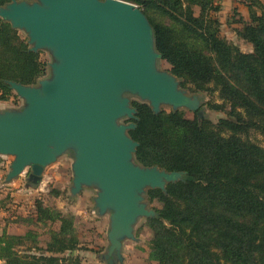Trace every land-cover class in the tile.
Masks as SVG:
<instances>
[{"label": "trees", "instance_id": "1", "mask_svg": "<svg viewBox=\"0 0 264 264\" xmlns=\"http://www.w3.org/2000/svg\"><path fill=\"white\" fill-rule=\"evenodd\" d=\"M10 1L0 0V7ZM123 1L148 19L157 66L165 62L180 87L198 95L199 110L204 95L216 94L221 104L207 105L225 115L212 123L203 112L190 120L182 110L154 115L146 103L133 104L135 129L128 136L138 143L134 162L180 174L165 192H146L159 204L146 219L150 261L264 264V148L248 139L252 132L264 138V3L249 0V20L234 22V34L251 46L244 53L219 36V0ZM47 74L40 52H30L26 38L0 20V102L17 100L7 82L33 86ZM18 221L49 227V239L42 247L31 230L3 232L4 264H82L78 253L87 250L72 216L38 200L34 220Z\"/></svg>", "mask_w": 264, "mask_h": 264}, {"label": "water", "instance_id": "2", "mask_svg": "<svg viewBox=\"0 0 264 264\" xmlns=\"http://www.w3.org/2000/svg\"><path fill=\"white\" fill-rule=\"evenodd\" d=\"M0 20L24 34L32 53L45 52L48 76L36 85L7 82L22 102L0 113V157L12 162L9 183L29 169L27 181L39 184L44 169L67 153L73 159L72 197L93 190L97 215L108 216L106 264H123L122 245L136 242L134 227L153 216L145 194L165 192L179 173L140 167L130 97L146 103L154 115L199 110L198 95L160 70L152 27L135 5L119 0H11ZM126 121V123H122Z\"/></svg>", "mask_w": 264, "mask_h": 264}, {"label": "rangeland", "instance_id": "3", "mask_svg": "<svg viewBox=\"0 0 264 264\" xmlns=\"http://www.w3.org/2000/svg\"><path fill=\"white\" fill-rule=\"evenodd\" d=\"M119 1L124 2L123 0ZM262 2L264 3V0ZM221 3L223 4V9L215 15L220 22L219 36L228 43L236 45L242 52H251V46L238 39L233 31L234 28H237L234 22L239 19L237 13L233 14L234 8L235 11L239 10L240 13L242 10L246 12L242 7V0H221ZM195 13L197 14V9H195ZM20 34L24 36V34ZM40 57L47 65L51 62L49 55L45 52H40ZM159 69L169 72L170 67L165 62H160ZM47 76L48 74L45 77ZM186 91L188 95H193L188 90ZM130 101L132 107L133 104L143 103L133 97H130ZM208 102L213 105H220L221 102L216 94L204 95L201 111L210 122L216 123L219 119L225 117L222 111L211 109L207 105ZM21 106L22 102L18 98L8 105L11 110H18ZM162 111L169 113L170 109L163 108ZM182 111L187 119L191 120L195 116V112L184 109ZM122 123H126V121H122ZM248 139L264 148V138L258 134L252 132L248 135ZM72 159L71 153L60 157L56 163L44 169L39 184L31 187L27 181L30 173L29 169L25 170L13 181L5 183V177L9 171L12 158L0 157V236L3 232H8L10 235H23L31 230L37 234V241L44 247L49 239V227H44L43 225L29 226L18 221L34 220L35 201L39 200L45 208L54 209L63 215L72 216L78 240L82 248L87 250L78 253L79 256L86 257L87 261H85V264H106V261L103 260V255L108 249L106 239L109 230L108 216L100 217L95 212L93 199L96 192L93 190H83L78 196L70 198L68 190L71 187L72 180L70 169ZM53 191H59V197L52 196ZM145 200L149 210L159 208L157 202H149L146 194ZM53 227L56 228V225ZM134 236L137 240L136 242L126 241L122 245L123 264H155L149 259L148 243L151 233L146 225V219H140L137 222L134 227Z\"/></svg>", "mask_w": 264, "mask_h": 264}, {"label": "crops", "instance_id": "4", "mask_svg": "<svg viewBox=\"0 0 264 264\" xmlns=\"http://www.w3.org/2000/svg\"><path fill=\"white\" fill-rule=\"evenodd\" d=\"M248 1L249 0H242V7L246 10V12L244 10H242V12H241L242 14H241L239 10L235 11V8H234V12H233V14L237 13L238 14V18H241L245 22L249 20V11H248V7H247V5L249 4ZM219 3H220V6H221V10H222L223 9L222 8L223 4L221 3V0H219ZM221 10H220V12H221ZM246 13H247V15H246ZM11 102H13V99H11L10 101H7V102H0V113L4 112V111H7V110H10L8 105ZM6 233L8 234V232H6ZM8 235H10V234H8ZM18 235H21V234H18ZM80 258H81L82 264H85V261H87L86 257L85 256H80ZM0 264H4V262L0 261Z\"/></svg>", "mask_w": 264, "mask_h": 264}, {"label": "flooded vegetation", "instance_id": "5", "mask_svg": "<svg viewBox=\"0 0 264 264\" xmlns=\"http://www.w3.org/2000/svg\"><path fill=\"white\" fill-rule=\"evenodd\" d=\"M106 254H107V251H106L105 255H103V260H105L107 263V260L105 259ZM111 260H113V262H115V264H116V258L114 256L111 257Z\"/></svg>", "mask_w": 264, "mask_h": 264}]
</instances>
